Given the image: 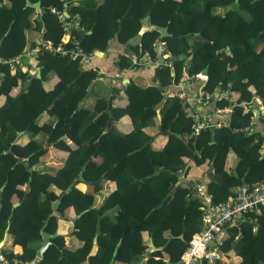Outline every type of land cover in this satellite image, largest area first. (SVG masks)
<instances>
[{
  "label": "trees",
  "instance_id": "16d2710c",
  "mask_svg": "<svg viewBox=\"0 0 264 264\" xmlns=\"http://www.w3.org/2000/svg\"><path fill=\"white\" fill-rule=\"evenodd\" d=\"M29 1L39 2L38 18L35 7L26 0H0V58L20 52L29 29L66 51L38 49L30 62L39 67V76L19 67L10 71L0 61V239L7 231L11 243L21 245L17 253L5 245L2 250L31 264H78L84 260L111 264L118 241L112 264H130L146 253L150 241L155 248L145 257V264H166L163 257L168 245L179 258L191 234L202 227L201 201L191 181L176 182L180 174H186L188 161H211L212 170L206 171L203 181L213 202L234 196L242 183L264 180L263 137L245 128L252 111L239 104L241 100L251 103L254 95L264 104V0L68 1L64 19L75 18L77 24L65 41L61 39L64 23L57 12L62 9L61 1ZM144 15L155 28L141 30ZM156 26H166L168 34L159 35ZM136 35L137 43H129ZM113 37L127 49L117 54L109 71L138 65L131 59L132 53L136 60L143 54L155 60L157 40L169 52L170 64L157 63L153 82L146 85L129 78L122 88L123 105L107 108L113 91L107 97L96 96L87 105L84 100L97 68L84 67L82 55L95 46L103 48ZM29 45L33 47L35 42ZM77 47L82 53L72 58L69 49ZM204 66L202 94H209L215 107L229 105V121L194 132V113L176 92L163 96V87L176 83L183 72L193 76ZM49 72L56 80L45 88ZM26 79L24 88L10 93ZM216 86L235 94L230 99L214 97ZM156 112L158 131L166 135L160 148L152 146V135L143 129L154 122ZM122 115L129 117V129L117 128L114 119ZM109 117L112 121L107 124ZM18 130L35 136L25 142L13 140ZM45 141L66 152L52 171L38 167L49 149L43 146ZM229 151L236 160L227 169L224 160ZM15 156L26 157V162ZM26 167L33 168L28 171ZM79 170L82 180L77 179L63 192ZM99 178L111 180L114 186L94 205L92 192L76 185L90 184L96 191ZM13 197L17 201L14 206ZM57 198L59 202L49 215L51 202ZM69 206L76 214L72 226L81 244L69 249L63 234L56 233L33 262L41 240L39 228L45 223L44 230L55 231L57 215ZM223 228L225 234L217 243L221 250L232 249L240 257L237 264H264V205ZM94 234L95 250L88 254ZM197 264L216 261L201 257Z\"/></svg>",
  "mask_w": 264,
  "mask_h": 264
},
{
  "label": "crops",
  "instance_id": "0c3cea01",
  "mask_svg": "<svg viewBox=\"0 0 264 264\" xmlns=\"http://www.w3.org/2000/svg\"><path fill=\"white\" fill-rule=\"evenodd\" d=\"M62 3V9L60 11L64 14V16L67 15L66 12V4L68 1L71 3H79V2H86L89 4L97 3L98 0H60ZM39 7V6H38ZM35 7V16L36 18L39 17V8ZM54 7V6H51ZM222 8H218V12H221ZM66 12V13H65ZM77 24V20L70 19L66 20L64 22V32L61 36L62 41H65L68 37L69 30L72 28L73 25ZM142 24V23H141ZM149 22L147 18V23L142 24L141 30H144L147 28ZM140 30V31H141ZM167 30V28H166ZM90 30H86L85 33H88ZM139 31V32H140ZM160 35V34H159ZM162 36V35H161ZM39 37V32L38 34L33 31L32 29H29L26 31V43L23 45L21 51L29 50L31 48V45L29 43L35 42V40ZM138 36H134L129 40V43L135 44L137 43ZM99 41H103L102 39H99ZM158 42L160 44L158 45ZM110 43V44H109ZM99 44V43H98ZM80 48V47H79ZM81 49V48H80ZM127 46L123 43H119L115 37L110 38L109 40H106L104 47L101 48L99 46H95L91 49V53L88 52L86 55L82 56L84 57V67H96L97 68V77L93 79L90 83V89L87 98L84 100V103L89 105L92 103L93 99L96 96H104L107 97L112 91H113V97L108 101V106L109 109L114 108L116 105H123L126 101V98L123 93V84L129 79H133L136 83L140 85H146L150 82H153L152 80V74L154 67L157 65V58L155 55V60H151L149 57L146 55H141L138 57L136 60L135 55L132 53L131 59L135 62L138 63V65H135L131 68H122L116 71H109V68L111 67L113 61L115 60L117 54L126 51ZM154 50L156 51V54L160 52V50L164 51L163 48V43L161 40H157L156 44L154 45ZM98 51V52H97ZM24 53V52H23ZM162 53V54H163ZM37 54V53H36ZM36 54H27L24 53L22 55L23 57V63L22 67H20L21 70H26L29 74L35 75L37 72L39 73V67L37 65H33V63L30 62L32 57H34ZM165 57L162 55V62H164ZM38 67V70H37ZM200 72V71H199ZM48 78L44 82V87H49V84L51 81L56 80V76L54 75L53 72L48 73ZM24 81V80H23ZM23 81L19 83V85H16L11 88L10 93L15 94L16 92L20 91V89L24 88L22 85ZM50 81V82H49ZM205 79L202 81L198 77H190L187 76L185 72H183L182 76L178 79L176 83H170L169 85L163 87V96L166 95H171L173 93L177 94L178 91L183 90L184 91V97L182 98L186 105L187 109H189L191 112L195 113L199 117H209L212 120L216 119H222L225 114L224 113H216L215 112V105L213 102V99H209L207 102H204L203 100L199 99L196 97V92L198 88L201 89L202 84L204 83ZM218 87V86H216ZM215 87V88H216ZM215 88L213 89V96L215 97ZM219 88V87H218ZM221 91L219 88L218 92ZM231 94L234 95L235 93L233 91L229 92L227 99L232 98ZM3 101V95L0 94V103ZM107 106V108H108ZM251 107L252 111V117L250 118L249 123V132H256L257 134L261 135L264 138V122L262 119V116L260 115L261 108H264V104L260 102L259 98L257 95H254L253 101L248 103V107ZM253 108H256L258 110L257 114L253 111ZM52 116V115H49ZM46 118V114L43 115L40 119L43 120ZM110 119L109 123L112 121V117H109L108 120ZM107 120V121H108ZM158 120H159V114L156 112V116L154 119L153 123H150L146 126L143 127V129L152 135V140L151 144L154 148H160L163 143L166 140V135L164 133H161L158 131ZM114 122L117 126V128L121 130H126L129 129L131 126L130 119L127 115H122L118 119H114ZM18 130L14 136L13 140L18 139L20 142H25L27 139H29L31 136H35V134L31 131H20ZM177 134V133H176ZM179 134V133H178ZM20 136V137H19ZM43 146H48V152L45 154L44 158H42L38 162V167L46 170V171H52L55 169L60 163L61 159L63 156L66 154L65 151L62 149H58L55 147H52L49 142H43ZM96 160H99V157L96 158ZM236 157L233 154V152L229 151L226 154L225 160H224V166L227 169H230L234 163H235ZM190 166H188V170L186 174H180L178 177V181H203V179H206V171L212 170V167L208 169L209 163L203 162L200 164H194L192 161H188ZM212 164V163H211ZM33 168V167H32ZM96 182L99 183V188L94 191L92 190V187L90 184H86L83 182L77 183L76 187L79 188L80 190H89L93 194V201L94 205H98L100 201L103 199V196L109 192L114 184L111 180H96ZM205 184V183H204ZM15 197H13V202H15ZM17 202V201H16ZM115 211V207H113L110 210V214ZM76 214H74L72 207H67L64 210V213L60 216L57 215L56 217V228H55V233H61L64 236V243L69 249L76 248L79 246L82 242L81 239H79L76 234L73 231V226H72V221L70 220V217H75ZM98 226V225H97ZM97 233V232H96ZM95 233V234H96ZM94 234V236H95ZM225 234L224 228L216 235L215 238H213L210 243H209V248H215L218 252V257L216 258H207L209 262L216 261V264H237L239 261L240 257L234 253L232 249L228 250H221L219 246H217V243L220 242L222 237ZM143 238H147V235L145 232H142ZM11 234L8 233L7 231H4L2 238L0 239V244L9 250H11L14 253L20 252L21 251V245L19 244H12L11 243ZM95 241H93L92 238V244L90 246L88 254H91L95 250ZM42 240H40L38 246ZM37 246V247H38ZM152 246L153 250L155 247L151 244L149 241V247L147 248L146 253L141 256L139 259H134L133 261L130 262V264H145L144 259L145 257L149 254L151 251L149 248ZM150 250V251H149ZM167 254L165 255L164 260L166 261V264H178V258L174 256L175 254V248L172 245L167 246L166 250ZM201 259V258H200ZM200 261V260H199ZM113 263V259L111 264ZM1 264V263H0ZM66 264V263H65ZM78 264H89L87 260H84ZM114 264H119L118 262Z\"/></svg>",
  "mask_w": 264,
  "mask_h": 264
},
{
  "label": "built area",
  "instance_id": "2783aa9c",
  "mask_svg": "<svg viewBox=\"0 0 264 264\" xmlns=\"http://www.w3.org/2000/svg\"><path fill=\"white\" fill-rule=\"evenodd\" d=\"M62 22H65L64 14L61 11H57ZM50 49L53 51H60L64 53L66 50L60 48L59 46H52V43L44 39L43 37H38L35 40V45L29 50L20 51L15 55L0 58V61L7 64V68L13 71L15 67H22V55L24 53L36 54L38 49ZM70 56L73 58L79 53H82L80 48L69 49ZM165 51V50H164ZM24 52V53H23ZM83 54L82 56H84ZM164 55L166 64H170V54L165 51ZM195 77L200 78L202 81L206 78V74L197 72ZM190 76V77H193ZM177 94L184 97V91L180 90ZM229 91L227 88H222L221 91L217 92L215 97L217 98H227ZM196 97L207 102L210 99L209 94H202V90L198 88L196 92ZM243 108L248 106V102L241 100L239 102ZM216 113H224L225 116L222 119L212 120L209 117H199L195 113L192 116V126L193 131L197 132L208 125H221L229 121L228 112L230 106L215 107ZM260 115L262 116L264 122V108H261ZM249 128V123L245 126ZM264 143V138L262 139ZM191 187L194 193L198 196L201 201L202 208V227L200 230L195 231L191 234L188 239L186 247L180 252L178 258V264H197L201 257L206 258H216L218 257V252L213 248H209L210 241L216 237V235L221 231V228L230 223L237 222L238 219L242 218L246 212L255 210L257 207L264 205V180L252 182L250 184L242 183L238 187L237 193L228 197L223 201L213 202L210 193L206 190V187L202 181H192ZM254 220V219H253ZM255 228V225L253 226ZM0 263L1 264H31L30 262H25L16 257L7 256L2 250V245L0 244Z\"/></svg>",
  "mask_w": 264,
  "mask_h": 264
},
{
  "label": "water",
  "instance_id": "95a60500",
  "mask_svg": "<svg viewBox=\"0 0 264 264\" xmlns=\"http://www.w3.org/2000/svg\"><path fill=\"white\" fill-rule=\"evenodd\" d=\"M234 1H235V0H234ZM26 4L32 5V6H34V7H38V6H39V2H38V1L31 2V1H29V0H26ZM65 13H66V12H65ZM141 23H142L143 25L147 23V16H146V15H144V16L141 18ZM149 28H155V26H154L153 24H148L147 29H149ZM156 29L159 31V34H160V35H166V34H168V31L166 30V26H156ZM0 42H1V37H0ZM109 44H110V43H109ZM159 44H160V42H158V45H159ZM97 52H98V51H97ZM162 53H163V51L160 50V52L156 54V58H157V62H158V63L162 62ZM37 70H38V67H37ZM200 72H201L202 74H206V66L202 67L201 70H200ZM36 76H39V73H38V72H37ZM27 83H28V79L24 80L23 83H22V85L25 87V86L27 85ZM218 90H219V88L216 87V88H215V91H214V92H215V95H216V93L218 92ZM79 105H80V102L78 101V102L76 103V108H78ZM108 109H109V106H108ZM253 111L255 112V114H257V112H258V110H257L256 108H253ZM109 121H110V119L107 121V124L109 123ZM20 131H22V130H20ZM20 131H19V132H20ZM177 135H178V133H177ZM15 158H16L17 160H21V161H23V162H26V157L15 156ZM83 167H84V164L81 165V168H83ZM211 167H212V164L210 163L209 166H208V169H210ZM26 168H27L28 171H30V170L32 169V167H26ZM77 179L82 180L81 170L78 171L77 176L74 177V178L70 181V183H69V184L63 189V192H66V191L70 188V186H71V185H72ZM97 180H98V179H97ZM176 182H178V180H177ZM27 186H28V184L26 183V184L24 185V189H26ZM0 188H1V187H0ZM61 194H62V193H60L59 197L61 196ZM58 202H59V198H57V199H55V200H53V201L51 202V209H52V210L49 212V215H50V214H53V209L56 207V205H57ZM16 203H17L16 201L13 202V203H12V206H14ZM11 213H12V210L9 211L8 216H10ZM74 218H75V217H70V220L73 221ZM97 221H98V217H97ZM44 224H45V223H43V224L41 225V227L39 228V233H40V236H41V240H42V242H41L40 245L36 248V251H35V257H34V259H33V262H36V261L41 257L44 248H45L49 243H51V238L56 234L55 231H53V232H47L46 230H44V228H43V227H44ZM97 231H98V226H97V223H96V225H95V233H96ZM178 237L182 238V234L179 233V234H178ZM94 240H95V236H93V241H94ZM117 243H118V241L116 242V245H117ZM116 245L114 246V248H113V250H112V256H111V258L109 259V263L112 262L113 255H114V253H115V251H116ZM152 248H153V247L150 246L149 249L151 250ZM150 250H149V251H150ZM25 264H28V263H25Z\"/></svg>",
  "mask_w": 264,
  "mask_h": 264
}]
</instances>
